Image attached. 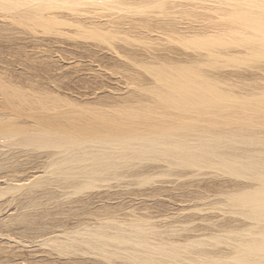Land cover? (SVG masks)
I'll return each mask as SVG.
<instances>
[{
	"label": "rangeland",
	"instance_id": "1",
	"mask_svg": "<svg viewBox=\"0 0 264 264\" xmlns=\"http://www.w3.org/2000/svg\"><path fill=\"white\" fill-rule=\"evenodd\" d=\"M26 1L0 0V74L26 90L54 94L77 106L97 105L108 112H114L112 109L116 106H121V110L124 106L135 109L141 104L139 100L127 99L133 93L153 86L154 74L150 71L154 72V67L175 64L198 67L197 70L211 75L208 80L219 84L220 90L233 94L232 98L237 97L228 103L237 104L234 101L237 99H242L237 101L242 103L247 98L264 94V28L256 26L263 20L264 0H89L88 5L80 2L82 5L78 3L77 6L72 0H58L54 2L55 7H51L49 0ZM38 9V23L34 25L33 16L26 13ZM243 17L251 19V23H243L246 22ZM253 20L257 21L254 23ZM125 75L139 77L142 83L137 78L136 84L129 85ZM143 87L146 88L143 90ZM147 102L144 103L149 104ZM24 151L14 145H1L0 148V264H81L83 261L82 264H98L101 261L96 253V257L94 253H79L77 257L68 253L64 256L43 243L48 237L63 239L67 235L64 232H74L79 226L81 229L77 231L81 232L89 227L88 222L93 224L91 228H95L100 227L102 221L104 225L113 224V219L117 218L126 223H139L140 220L145 229L159 233L158 236L152 235L153 241L157 237L160 241L167 239L164 243L186 245L188 241L196 240L195 249L191 248L194 253L200 247L211 253L214 250H222L224 255L229 252L231 257L237 254L234 245L233 249L228 245L231 234L258 226L227 203V195L235 186L256 185L249 180L250 185L245 178H239L240 182L236 178V185L233 177L210 170L213 172L211 178L201 177L199 180L200 177H191L193 182L187 178L191 183L185 178L186 183L183 178L173 176L174 172L177 175L182 170L172 168L171 172L161 165L160 169L157 167L152 171V182L148 185L141 178H131L127 173L126 177L122 176L123 180H118L120 185L116 180H110V185L97 182L93 187L95 191L91 188L77 192L53 182L49 190L55 200H51V195L44 194L48 187L10 190L13 184L31 177L35 171L44 170V158L39 159L43 151ZM13 153L19 156L15 154V157ZM22 154L27 155V161ZM40 165H43L41 169L37 168ZM216 174L219 178L215 177ZM165 181L172 183L164 184L167 187L163 188ZM177 183L183 184L179 188ZM99 185H112L116 189L106 187L110 191L105 189L108 194L96 190ZM116 186H120L119 189ZM39 191L41 193L36 195ZM45 212L48 214L43 216ZM31 224L41 226V229ZM83 225L86 226L82 229ZM38 228L43 231L35 230ZM229 253L225 256H230ZM74 260L76 263H72ZM119 260L117 264H130L126 259Z\"/></svg>",
	"mask_w": 264,
	"mask_h": 264
},
{
	"label": "bare ground",
	"instance_id": "2",
	"mask_svg": "<svg viewBox=\"0 0 264 264\" xmlns=\"http://www.w3.org/2000/svg\"><path fill=\"white\" fill-rule=\"evenodd\" d=\"M49 1L51 7H55L57 4L54 2L58 0ZM61 1L66 2L67 0ZM71 2L75 5L80 2L88 5L89 0H72ZM259 2L258 4H260ZM39 11V9L37 11L28 10L26 13L28 16H33L34 25L38 23ZM244 15L247 16L246 13ZM243 18L246 19V22L243 23H251L249 22L251 19L248 20V17ZM262 19L261 23H256L258 28H264V14ZM256 21L253 20L254 23ZM205 47L208 48V46ZM211 57L213 58V55ZM168 65L170 64L162 67L159 65L160 68L154 67V72L150 71L154 74V83L151 88L137 92V94L133 93L130 95L131 97L128 96L130 98L127 100H131L133 97L139 100L140 105L134 106L135 109L133 107L126 109L124 106V110H121V106H118L120 110L116 106V108H111L114 112L110 111L111 109L108 112L97 105L95 107L77 106L57 98L54 94L40 93L38 90L34 92L36 90L33 89L26 90L19 87L18 84L16 85V82L12 83L6 80L0 74V148L1 145H14L25 149L24 152H30V150L44 152L39 159L44 158L45 167L43 165L37 167L43 166L44 170L35 171L31 177H29L30 175L27 176L29 178L25 176L27 179L22 181L17 180L18 184H13L10 190L24 191L35 187H41L42 190V188L48 187L44 190V194L53 197L49 190V186L53 182L59 186L63 185V187H70L77 192H82L93 189L97 182L110 185V180H116L115 182L119 184L118 180H123L121 178L127 175H131L129 177H135L137 180L141 178L143 183L148 185L152 182V171L157 167L160 169L161 165L170 169L171 172L174 170L172 168L182 170L177 175H174V172L173 176L183 178V180L191 179V182H193L192 178L200 177L199 180L202 179L201 177L211 178L213 172L210 170L220 171V174L225 173L233 177L234 179L230 178L235 180V184L237 183L236 178L239 182L242 181L239 178H245L248 182L249 180L255 182L256 185L235 186L231 194L228 191L229 202L227 203H230L235 210L238 209L242 215L258 226L253 228L254 224L252 223L253 227L247 228V231L242 230V232L239 229L241 232L231 234L229 244L226 243L230 247L234 245L237 253L234 255L235 257H231L229 252L227 253L230 256H225L229 246L225 252L223 251L226 253L224 255L221 253L222 250L221 252L211 250L213 252L211 253L207 249H199V245V248L197 247L199 250L196 249V253H194L193 244L196 240H191L192 244L188 241L186 245L183 244L185 246L178 242L181 247L176 245L177 243H164L167 239L158 240L156 236L159 233L155 234L156 231L145 229L143 227L145 224L142 225V221L140 222L139 219H137L139 223L129 221L126 223L123 221L124 219L118 221L117 218L118 220L113 219L114 223H109L110 225L106 223L104 225L102 221L100 227L96 224L95 228H91L90 226L93 224L88 222L89 227L81 226L82 229L85 227L81 232L77 231V229H81L79 226L76 227L77 229H73H76L74 232L70 233L71 230H69L70 234L64 232L63 234L67 235L62 237L63 239L48 237L43 240V243L49 244L64 256L68 253H73L72 255H76V257L79 253L80 255L94 253L95 256L96 253L103 264H117L119 259H126L130 264H264V94L257 98L250 95L252 99L248 100L247 98L246 102L238 103L237 101L240 99H237V101L234 100L237 104H231L228 102L233 94L220 90L219 86L217 87L219 84L216 85L215 82L208 80L211 75L197 70L198 67L194 69L195 67ZM148 69L150 70L149 67ZM125 76H127L125 79L129 85L136 84L137 78H139ZM216 82L219 81L216 80ZM140 83H142L141 80ZM144 88L146 87H143V90ZM147 97H150V103L147 102L149 100ZM236 98H232L231 102ZM226 102L228 104H225ZM5 142L7 143L4 144ZM40 155L38 156L40 157ZM22 156L27 161V155L22 154ZM33 156L32 158H34ZM19 158L21 159V157ZM36 160V163H39L38 159ZM26 169L28 170V166ZM22 172L24 171L22 170ZM188 181L190 182V180ZM110 183L114 185L113 182ZM169 183L172 182L165 181L162 184L163 188ZM164 184L166 185L164 186ZM180 184L183 183H179L178 186ZM108 185H99L100 188L98 187L96 190L100 189L108 193L110 191L106 187L112 186ZM186 185H184L185 188ZM51 188L53 189V187ZM40 193L41 191L36 195ZM99 194L101 193L99 192ZM56 195L54 196L57 197ZM30 196L28 195V197ZM99 196L97 198H100ZM93 197L90 198L93 199ZM50 199L52 200L54 197ZM35 203L37 202L35 201ZM46 213L48 214L45 212L43 216H46ZM240 213L238 212V214ZM55 227L58 226L55 224ZM39 228L35 230L40 231ZM33 231L34 229H32ZM152 235H156L155 241L152 240ZM190 244L192 247L189 246ZM232 249L230 248V250ZM232 251L230 252L233 253ZM69 258L71 259V256ZM74 262L76 263L75 260L72 263Z\"/></svg>",
	"mask_w": 264,
	"mask_h": 264
}]
</instances>
